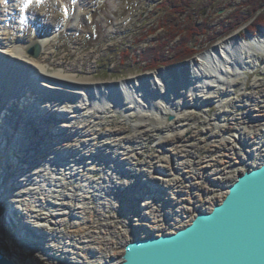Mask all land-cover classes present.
I'll use <instances>...</instances> for the list:
<instances>
[{"label":"rangeland","instance_id":"obj_1","mask_svg":"<svg viewBox=\"0 0 264 264\" xmlns=\"http://www.w3.org/2000/svg\"><path fill=\"white\" fill-rule=\"evenodd\" d=\"M25 1L29 0H0V39H3L4 35L7 34L10 38L7 49L9 50L10 47L11 50H15L18 47L17 42L19 40L21 45H29L43 38H49L48 45L44 49L41 47L39 58L36 59L28 55L35 60L39 59L40 62L45 60L44 65L51 73L62 70L68 75H77L79 79L88 81H120L157 70L145 71V67L154 63V60L152 58L142 59L141 55L149 49L159 50L161 46L165 45L169 36L166 34L165 29L161 27L160 22L166 13V8L162 7V1L164 0H33V2L31 0L28 3ZM244 1L246 0H199L193 5L192 10L195 11V17L199 16L197 19L199 23L207 20L210 24V33H217L222 29V23L224 21L229 22L230 15ZM68 8L72 10L71 14L65 12ZM196 12L198 15H196ZM244 12L245 9H241L240 14ZM263 12L264 5L261 11H258L256 16L249 22L223 39L239 31L241 38L244 39H248L249 35H257L261 31L259 29L261 26L253 29L251 27L252 22L255 21L259 13ZM185 17L186 15L180 17L178 21H184ZM250 28L253 29H251L252 32ZM177 40L178 38L174 41ZM174 43L164 47V57L172 58L171 49ZM205 44V37L193 39L190 43L191 46H195L197 49ZM212 46L203 49L202 52L196 54L190 60L197 58L199 54ZM257 56L259 57V65L254 70L245 71L246 77L239 79L232 86L230 99H225L228 94L219 91L215 100L208 101L203 105V109L196 111L193 106L188 108L190 111L189 116L183 117L180 123L181 128L185 130V136L176 139L173 144H170L168 140H164L168 131L162 127V117L159 115L161 118L156 119V116H154L156 112L151 107L146 108L145 111L128 108L117 109L114 105L112 109L107 105L106 108H99V110L95 108L85 109V107H80V103L83 101L77 93L69 96H64L63 93L51 95V90L45 89L44 86H41L40 91L39 88L35 92L32 90L25 91L24 97L20 98V106L27 103L26 106H31L33 109L46 106L48 110H59L62 113V108H66L69 112L66 119H59L58 116L49 115L48 110L47 112L32 111L29 116L33 120L37 119V115L38 120L43 119L46 122L48 121L49 124L54 123L55 125L71 126L72 128L80 127L81 124L84 126L88 121H94L101 135L97 137L91 149L99 151L100 145L108 143L104 146L105 149L102 150L105 153L117 151L116 153L124 152L127 156H133L125 166L128 170L123 169L124 172H121L120 175L117 174L118 181L127 185L128 188L119 189L121 191L117 194L116 199L113 196L98 199L92 194L85 204L88 209L85 211L86 215L72 214L73 211L69 208L61 209L59 211L64 213L61 216L63 222L59 223L58 219H53L54 222H50L49 227L52 235L50 236V233L46 234L56 240L62 239L60 245H63L65 241L68 242L66 234H71V231L75 229L73 228L75 223L80 224L86 230L97 231L104 243L102 248L99 250L97 247L95 248L93 242H90L87 246L84 244L83 249L93 264H105L120 261L125 245L137 239L138 236L147 235L146 232L157 235L163 232L172 233L176 229L188 225L199 210H211L214 205L221 202L223 199L221 196H225L227 193V186L235 180L238 174L246 171L251 166L257 165V161L252 163L247 158V160L242 161V165L237 164V166L227 168L225 173L226 170H221V166L220 168L217 166L219 159L217 161L213 160L216 155H220V149L225 147L224 142L227 139L230 140L227 137L230 132L235 131V129L231 131L229 127L223 125L225 118L229 119L235 116L230 113L235 110V108H232L234 93L250 89L254 85L264 86L261 83L264 81L261 80L264 72V54L257 53ZM174 64L178 63H172L166 65V67ZM174 89L177 94L179 92L178 87L174 86ZM44 96H50L56 101L57 105H62V107L47 103V99H42ZM32 98L35 101H32ZM18 99L17 97L16 101L20 103ZM219 103L226 106L222 108L223 111L219 108ZM244 103L241 99L235 103L238 109L236 112L242 114L235 118L246 117L243 120L249 119V113L243 111ZM63 105L67 107H63ZM130 113H132L131 118L128 116ZM97 115H99V119L95 120ZM161 115L165 116L166 121H171L170 117L172 116L173 119L175 118L172 113L167 114V112H164ZM64 121H67V123ZM215 121L217 124H214ZM262 126L263 124L257 129L249 127L251 134L248 136L257 135L256 140L259 141ZM107 129L112 132L105 134ZM33 130L31 134L37 140L32 141V144L25 145L31 150H37L39 145L47 143L46 137L53 136L52 132L46 131L42 127ZM240 130L244 135L245 131ZM169 133L172 135V132ZM245 136L248 137L247 134ZM11 141L15 143L13 145L16 148H22L24 145L21 137L16 140L11 139ZM231 142L236 144L233 141ZM111 146L114 148H111ZM16 158L19 157L12 155L11 161L3 162L7 172H9L10 167L13 170L15 164L13 160ZM165 158L170 159L167 164L170 166L171 174L167 175V179H164L163 182L160 181L161 187H163V189L160 187V191L163 195L156 197L145 211L143 209H133L134 212L127 213L129 210L127 195L131 183L139 180L141 175L145 178L153 177L154 174L148 172L153 168H148V165H152L154 169L158 168V164L164 163ZM99 161L104 162L100 158ZM258 162L260 163L261 160H258ZM106 163L108 162L106 161ZM198 163H201L199 167L197 166ZM212 165H215V169L217 166L222 174V179L219 181L213 182L214 179L209 174L213 172ZM224 167L226 168V166ZM16 168H14L15 171ZM97 169L95 175L101 176L100 170H106V165H100ZM192 172L201 173V175H198L199 179L194 178L192 180V183H199L192 187L194 189L190 187L192 184L188 182L190 177L186 178ZM76 180L77 176L68 178L67 181L70 184L68 183L66 189H74ZM78 193L79 191L76 190L73 197L78 196ZM170 193H174L176 197L174 198L173 194ZM184 193L189 194L190 197L187 198ZM199 195L201 198L199 205L194 207L189 205L194 198L191 196L199 198ZM177 201H181L182 206H191L192 209L171 221L174 217L169 219L166 212L173 213L176 204H178ZM71 202L77 206L75 200ZM85 209L83 208V210ZM11 211L19 219L23 218L22 213L18 210ZM141 219H146L148 224ZM140 221L145 226L138 228ZM35 235H42V233L39 232ZM57 235L58 237H56Z\"/></svg>","mask_w":264,"mask_h":264},{"label":"bare ground","instance_id":"obj_2","mask_svg":"<svg viewBox=\"0 0 264 264\" xmlns=\"http://www.w3.org/2000/svg\"><path fill=\"white\" fill-rule=\"evenodd\" d=\"M29 1L25 2L28 3ZM71 11L69 8L65 10L67 14H71ZM239 32L217 42L193 60L162 67L154 72L120 81H88L79 79L77 75H68L62 70L51 73L44 65L45 60L40 62L39 59L35 60L32 58L33 56L28 55L30 44L21 45L19 40L15 50H11L10 47L8 50L10 38L5 34L4 38L0 39V48H3L0 50V126L4 124L8 126L9 124L8 127L11 129L5 132L8 139L1 138V136L0 139H3L6 144L8 140V146L11 149L4 151L0 140L1 252L12 259L29 263L93 264L83 249V245L87 246L88 243L93 242L95 248L100 250L104 243L97 231L86 230L80 224L75 223L73 226L75 229L71 231V234H66L68 242L65 241L63 245H60L62 239L56 240L50 237L52 235L49 230L50 222H54L53 219H58L59 223L63 222L61 216L64 213L59 210L66 208L71 209L72 214L86 215L85 211L88 209L85 204L92 194L98 199L111 196L116 199L117 194L122 189L128 188L127 185L118 181L117 174L120 175L121 172H124L123 169L128 170L125 166L133 157L127 156L124 152L105 153L102 150L108 143L100 145L99 151L91 149L97 137L101 135L94 121H88L84 126L81 124L80 127L72 128L54 123L49 124L43 119L38 120L37 115V119L33 120L29 116L32 111L47 112L48 108L41 106L33 109L31 106H26L27 103L20 106V98L24 97L25 91L32 90L35 92L37 88L40 91L44 86L45 89L51 90V95L63 93L64 96H69L77 93L83 101L80 103V107H85V109L95 108L99 110V108H106V105L112 109L114 105L117 109L128 108L145 111L146 108L151 107L156 112L154 114L156 119L162 117V127L168 131V133L165 132L166 138L163 137L164 140L173 144L176 139L185 136V130L181 128L180 123L183 117L189 116L188 108L190 106L195 107L196 111L203 109V105L208 101L215 100L219 91H224L228 94L225 99H230L232 86L239 79L246 77L245 71L254 70L259 65L257 53L264 54V29H261L255 36L249 35L248 39L241 38ZM49 41V38H43L37 42L44 49ZM174 86L179 89L177 94ZM50 96H44L42 99H47V103H53L56 107H62V105H57ZM17 97L20 103L16 101ZM31 100L35 101L34 98ZM125 105L127 107H124ZM218 105L221 110L226 107L221 103ZM63 107L67 106L63 105ZM15 108H17L16 111H14ZM48 112L49 115L58 116L59 119H66V115L69 114L66 108H62V113L59 110H48ZM164 112L172 113L175 118L166 121L165 116L161 115ZM140 114L144 115L143 113ZM98 116L95 120L99 119ZM128 116L131 118L132 113ZM5 117H8V123H4ZM64 122L67 123V121ZM40 127L46 131L54 130L53 136L46 137L47 143L39 145L37 150H31L25 145L32 144V141L37 140L32 136L31 131ZM262 131L264 130L262 129ZM110 132L112 131L107 129L105 134ZM169 132H172V135ZM263 133L259 137V141L256 140L257 135H252V137L247 135L248 137H246L242 132L239 134L240 140L236 137H229L230 140L227 142L236 143L237 146H240L242 153L247 150V157L249 155L248 158L252 163L258 160L262 162L264 161ZM18 137H21L22 142H24L22 148H16L13 145L15 143L11 141V139L16 140ZM245 147L247 148L245 149ZM111 148L114 147L111 146ZM12 155H17L19 158L13 160L15 163L13 170L10 167L9 172H7L3 162L11 161ZM261 157L262 159H260ZM99 158L104 162H100ZM169 160L165 158L166 162L159 163L158 168L155 169L149 164L148 168L152 167L153 169L148 170V172L153 173V177L145 178L141 175L139 180L131 183L127 195L129 199L127 213L134 212L133 209L145 211L156 197H160L162 194L160 190L163 189L161 182L167 179V175L171 174L170 166L167 164ZM9 163L11 164V162ZM100 165H106V170H100L102 175L96 176L95 173ZM15 167H17L16 171L14 170ZM212 169L213 172L209 174L212 175V179L214 178L213 182L222 179V174L217 170V166L215 169L212 165ZM198 175L201 173L192 172L186 177H190L188 182L192 184L191 188L199 184L192 183L194 178L199 179ZM72 176H77L76 187L67 190L68 183L70 184L67 179ZM187 186L189 187V185ZM10 187L12 188L10 189ZM76 190L79 191L78 196L73 197ZM170 194H173L174 198L176 197L174 193ZM184 195L187 198L190 197L187 193ZM191 197L194 198L189 205L193 207L199 205L200 195L199 198ZM221 197L224 198L225 196ZM69 200H75L77 206L73 202L70 203ZM180 202L177 201L180 205L176 204L173 213L166 212L169 219L174 217L171 221L192 209L191 206H182ZM83 208L86 209L83 210ZM11 210H18L22 213L23 218L19 219L14 214L10 215ZM130 215L132 216V214ZM143 221L148 224L146 219ZM138 224H140L138 228L145 226L141 224V221ZM39 232L42 235H35ZM46 233H50V236ZM146 233L147 235H140L138 238L157 235Z\"/></svg>","mask_w":264,"mask_h":264},{"label":"water","instance_id":"obj_3","mask_svg":"<svg viewBox=\"0 0 264 264\" xmlns=\"http://www.w3.org/2000/svg\"><path fill=\"white\" fill-rule=\"evenodd\" d=\"M41 49L33 42L28 54L38 58ZM1 147L11 149L3 142ZM226 189L221 202L199 210L188 225L137 238L125 245L120 261L105 264H264V161L239 173ZM0 264L37 263L0 250Z\"/></svg>","mask_w":264,"mask_h":264},{"label":"trees","instance_id":"obj_4","mask_svg":"<svg viewBox=\"0 0 264 264\" xmlns=\"http://www.w3.org/2000/svg\"><path fill=\"white\" fill-rule=\"evenodd\" d=\"M199 0H164L163 6L166 8V13L160 20L161 27L165 29L167 35L165 45L161 46L159 50L149 49L141 55V58H152L154 63L145 67V71L154 70L161 66L169 65L172 63H179L181 61L190 60L196 54L212 46L215 42L223 39L227 35L233 33L239 27L245 25L256 13L261 11L264 0H246L240 4L233 14L229 17V22L222 23V29L217 33H210V24L207 20L198 22L199 16L195 17V11L192 10L193 5ZM212 1V0H211ZM247 8V9H246ZM241 9L245 12L240 14ZM185 17L184 21H178L180 17ZM196 15L197 12H196ZM258 26H264V12L259 13L252 22V28L256 29ZM250 28V30L252 29ZM252 29V30H253ZM251 30V32H252ZM205 37L206 44L201 48L191 46L190 43L193 39ZM178 40L175 42L174 40ZM175 42V43H174ZM174 43L171 49L172 58L164 57L165 46ZM165 60V61H163Z\"/></svg>","mask_w":264,"mask_h":264},{"label":"built area","instance_id":"obj_5","mask_svg":"<svg viewBox=\"0 0 264 264\" xmlns=\"http://www.w3.org/2000/svg\"><path fill=\"white\" fill-rule=\"evenodd\" d=\"M261 80H264V72H263V78ZM261 83L264 85V81H262ZM239 99H241L243 101V103L245 102L243 104L244 105L243 111L249 113L248 115H250V116H249L248 120H243V118H246V117L235 118L238 115H242L240 112H236L238 109L236 108L235 103ZM232 104H233L232 108H235V110H234V112L231 111L230 113H233L235 116H234V118H231V117L229 119L225 118V121L223 122L224 123L223 125L229 127L231 129V131H232V129H235V131L230 132V135L226 134V135H228L227 136L228 138L229 137H231V138L236 137V139H239V134L241 133L240 129H243L245 131V134L250 135L251 130L248 129L249 127L257 129V127H259L262 124H263L262 129L264 130V86L258 85V86H254L250 89H244L241 92L239 91L237 93H234V98L232 99ZM214 124H217L216 121L214 122ZM261 132H264V131L261 130ZM227 141H228V139H227ZM227 141L224 142L225 147H222L220 149L221 150L220 155H216V157L213 159L214 161H217L219 159L217 161V166H219V168L221 166V170H226L227 168L237 166V164L242 165L243 164L242 161L247 160V158H248L247 157V154H248L247 150H245L242 153L240 146H237V144H231ZM235 146H237V147H235ZM212 164H213V162H212ZM230 164H232V165H230ZM200 165H201V163L197 164L198 167ZM224 166H226V168ZM186 169H188V168H186ZM217 170L220 172L218 167H217ZM224 172L226 173L227 170Z\"/></svg>","mask_w":264,"mask_h":264}]
</instances>
